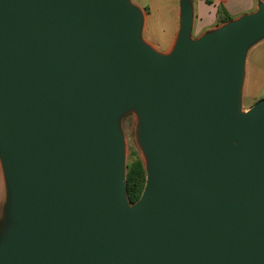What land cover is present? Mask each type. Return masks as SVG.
Here are the masks:
<instances>
[{
	"label": "water",
	"instance_id": "1",
	"mask_svg": "<svg viewBox=\"0 0 264 264\" xmlns=\"http://www.w3.org/2000/svg\"><path fill=\"white\" fill-rule=\"evenodd\" d=\"M179 17L162 52L132 0H0V264H264V99L242 108L264 2L198 37Z\"/></svg>",
	"mask_w": 264,
	"mask_h": 264
},
{
	"label": "rangeland",
	"instance_id": "2",
	"mask_svg": "<svg viewBox=\"0 0 264 264\" xmlns=\"http://www.w3.org/2000/svg\"><path fill=\"white\" fill-rule=\"evenodd\" d=\"M144 12L143 39L157 50H170L180 26V0H132ZM225 15V12H222ZM193 37L199 34L193 29ZM245 80L242 93V108L249 109L264 99V39L253 45L247 54ZM138 119L134 112H129L121 120V128L126 143V164L132 159V152H137L143 159V153L137 142ZM5 180L0 163V228L5 218L6 202Z\"/></svg>",
	"mask_w": 264,
	"mask_h": 264
},
{
	"label": "crops",
	"instance_id": "3",
	"mask_svg": "<svg viewBox=\"0 0 264 264\" xmlns=\"http://www.w3.org/2000/svg\"><path fill=\"white\" fill-rule=\"evenodd\" d=\"M260 2L264 0H192L193 29L200 36L228 20L255 11Z\"/></svg>",
	"mask_w": 264,
	"mask_h": 264
},
{
	"label": "trees",
	"instance_id": "4",
	"mask_svg": "<svg viewBox=\"0 0 264 264\" xmlns=\"http://www.w3.org/2000/svg\"><path fill=\"white\" fill-rule=\"evenodd\" d=\"M126 182L129 201L134 203L140 198L146 183L144 161L135 151L132 152V159L127 166Z\"/></svg>",
	"mask_w": 264,
	"mask_h": 264
}]
</instances>
